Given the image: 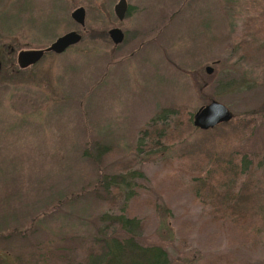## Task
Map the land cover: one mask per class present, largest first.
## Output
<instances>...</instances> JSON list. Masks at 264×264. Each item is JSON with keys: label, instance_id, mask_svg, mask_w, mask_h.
<instances>
[{"label": "rangeland", "instance_id": "1", "mask_svg": "<svg viewBox=\"0 0 264 264\" xmlns=\"http://www.w3.org/2000/svg\"><path fill=\"white\" fill-rule=\"evenodd\" d=\"M247 1L126 0L130 9L118 20V0H0V51L8 46L16 53L0 57L9 69L20 50L45 48L70 30L82 35L62 55L45 54L23 81L0 74V264L81 262L92 221L126 203L121 198L111 209L96 199L97 175L118 172L126 160L143 174L131 185L139 198L128 201L129 212L142 223L141 238L162 244L172 264H210L227 251L232 260L221 264H264L262 219L253 218L258 239L251 221L225 229L211 219L186 187V173L163 161L179 143L159 152L146 139L141 153L137 148L139 131L165 107L191 119L213 99L235 115L264 110L263 81L251 89L217 87L231 78L240 55L227 25L229 8ZM79 6L85 9L83 28L70 17ZM252 15L243 9L237 24ZM112 27L124 33L118 45L108 37ZM4 39H16L22 48L7 41L1 46ZM262 53L261 47L245 59L262 60ZM95 143L110 147L99 166L82 156ZM257 176L264 191L262 172ZM58 195L65 196L59 204Z\"/></svg>", "mask_w": 264, "mask_h": 264}, {"label": "trees", "instance_id": "2", "mask_svg": "<svg viewBox=\"0 0 264 264\" xmlns=\"http://www.w3.org/2000/svg\"><path fill=\"white\" fill-rule=\"evenodd\" d=\"M235 1L238 0H229L231 3ZM234 6L229 8L227 25L240 55L233 64L231 78L217 86L221 91L251 89L258 81H263L264 86V57L262 60L253 61L245 59L252 58L261 47L264 55V0H248L240 9L242 11L246 8L253 15L242 20L239 25L236 17L241 11ZM232 9L238 10L233 12ZM261 34L262 43L258 45L257 38ZM5 41L16 49L22 48L20 41L16 39H4L1 46H5ZM48 53L53 52H45L44 55ZM6 54L16 56L8 46L0 51L1 59H5ZM34 64L21 67L16 59V65L9 69L7 63L2 62L0 74H7V80L19 78L23 81L22 74H26ZM235 71L238 72V78L234 76ZM34 102L39 101L36 99ZM18 108V111L26 112ZM146 139L153 142L155 150L159 152L166 151L167 143H179L181 148L174 150L176 153L172 151L169 157L167 154L163 161L170 162L169 165L175 173H186L189 186L186 187L193 199L208 207V216L211 219L224 223L221 228L226 229L227 225H245L244 223L251 221L249 225L258 239L259 231L253 218L258 216L264 226V191L259 187L260 176H257L259 172L264 176L263 109H254L242 115L234 114L229 121L202 130L195 127L191 116L185 115L181 109L165 107L139 131L137 148L140 153L147 145ZM109 150L108 145L95 143L82 156L88 155L87 159L99 166L103 155ZM131 162L126 160L118 163L119 171L114 174L97 175L98 179L92 189L96 199L104 200L111 209L121 198L126 203L118 213L105 211L92 221L94 233L89 240L84 259L77 264H172L170 254L162 244L146 243L141 238L142 223L129 212L131 203L139 198L137 190L134 189L137 185H131L134 180L143 177L141 171L131 170ZM123 187L128 188V191L124 192ZM56 198L59 204L65 196L58 195ZM258 198L261 200L257 202ZM252 204L257 207L253 208L250 206ZM1 238L3 235H0V240ZM231 255L227 251L213 256L215 259L210 264L229 263L232 260Z\"/></svg>", "mask_w": 264, "mask_h": 264}, {"label": "water", "instance_id": "3", "mask_svg": "<svg viewBox=\"0 0 264 264\" xmlns=\"http://www.w3.org/2000/svg\"><path fill=\"white\" fill-rule=\"evenodd\" d=\"M114 13L118 20L124 19L128 4L126 0H118L114 5ZM71 19L82 28L85 25V9L82 6L75 8L70 13ZM112 42L117 45L124 40V33L118 27H113L108 31ZM82 38L81 33L70 30L58 37H56L47 47L40 49H25L17 53V62L21 67H27L39 61L45 52H53L61 54L65 52L70 46L80 42ZM2 62L0 60V70ZM207 73H211L212 68L206 66ZM234 116V113L223 103L217 100H211L205 105L200 106L192 116V124L202 130L212 128L219 123L227 122Z\"/></svg>", "mask_w": 264, "mask_h": 264}, {"label": "flooded vegetation", "instance_id": "4", "mask_svg": "<svg viewBox=\"0 0 264 264\" xmlns=\"http://www.w3.org/2000/svg\"><path fill=\"white\" fill-rule=\"evenodd\" d=\"M115 16H116V15H115ZM112 28H113V27H112ZM110 29H111V28H110ZM110 29H109V30H110ZM109 30H108V31H109ZM108 31H107V34H108ZM108 37H109V34H108ZM109 38H110V37H109ZM110 40H111V39H110ZM111 41H112V40H111ZM112 43H113V42H112ZM113 44H114V43H113ZM114 45H115V44H114ZM117 45H118V44H117Z\"/></svg>", "mask_w": 264, "mask_h": 264}]
</instances>
